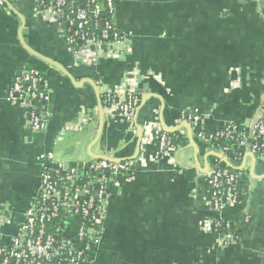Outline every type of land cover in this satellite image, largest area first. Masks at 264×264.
I'll return each instance as SVG.
<instances>
[{"label": "crops", "instance_id": "0c3cea01", "mask_svg": "<svg viewBox=\"0 0 264 264\" xmlns=\"http://www.w3.org/2000/svg\"><path fill=\"white\" fill-rule=\"evenodd\" d=\"M0 5V243L14 234L37 192L36 155L63 162L134 160L133 174L112 186L93 264H264V161L244 156L239 203L214 211L203 173L209 143L180 118L190 110L205 134L226 123L248 125L264 98V0H115V23L130 37L121 60L76 61L35 0ZM23 68L49 91L47 128L33 133L26 109L4 98ZM133 87L132 122L106 115L100 95ZM179 134L155 156L150 127ZM249 215V221L244 218ZM211 219L234 224L236 243L217 248Z\"/></svg>", "mask_w": 264, "mask_h": 264}, {"label": "built area", "instance_id": "2783aa9c", "mask_svg": "<svg viewBox=\"0 0 264 264\" xmlns=\"http://www.w3.org/2000/svg\"><path fill=\"white\" fill-rule=\"evenodd\" d=\"M253 1L261 7V0ZM5 2L0 0L4 8ZM35 9L54 22L67 51L79 63L94 65L102 59L121 60L130 51L129 35L115 23L114 0H35ZM100 96L104 114H118L124 121H133L140 103V95L133 87L121 86ZM4 98L26 109L29 131H45L49 91L36 70L21 69L7 86ZM180 118L192 131L200 122L199 116L190 110L181 112ZM147 132L155 143L156 157L175 149L171 136L161 127H150ZM195 135L204 138L211 148L213 162L203 173L209 206L221 211L236 205L245 193L240 186L241 159L248 155L264 161V98L250 124L226 123L208 137L202 128ZM210 140L224 141L215 144ZM35 159L40 166L38 189L17 231L0 243V264H93L112 186L119 178L133 174L134 160L101 157L79 167L56 159L52 151L39 153ZM244 221H249V215ZM233 225L211 219L204 230L214 233L217 248H225L237 241Z\"/></svg>", "mask_w": 264, "mask_h": 264}, {"label": "trees", "instance_id": "16d2710c", "mask_svg": "<svg viewBox=\"0 0 264 264\" xmlns=\"http://www.w3.org/2000/svg\"><path fill=\"white\" fill-rule=\"evenodd\" d=\"M7 2H8V0H6ZM114 2H115V0H114ZM7 6V5H6ZM115 6H116V2H115ZM100 97V102H101V96H99ZM200 129H201V124H200V122L195 126V128H194V132L196 133V132H199L200 131ZM167 134H169L170 136H171V138H172V143H173V145L174 146H176L177 144H178V141H179V134H178V132H176V131H173V132H167ZM206 136H207V134H206ZM208 137V136H207ZM211 142H213V143H215V144H223V141L224 140H219V141H214V140H210ZM233 229H234V225H233ZM235 233H236V235H238L239 234V231H237V230H235L234 231ZM213 235H214V233H212Z\"/></svg>", "mask_w": 264, "mask_h": 264}, {"label": "water", "instance_id": "95a60500", "mask_svg": "<svg viewBox=\"0 0 264 264\" xmlns=\"http://www.w3.org/2000/svg\"><path fill=\"white\" fill-rule=\"evenodd\" d=\"M6 3V5L9 7V8H11V10H13L12 9V6H11V4L9 3V2H5ZM67 165H77V166H79V167H81V165H82V162H65Z\"/></svg>", "mask_w": 264, "mask_h": 264}]
</instances>
